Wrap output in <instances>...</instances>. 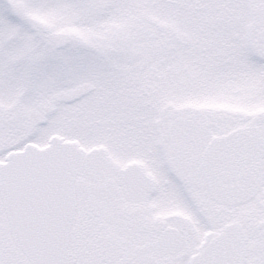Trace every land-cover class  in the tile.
<instances>
[{
	"label": "snow or ice",
	"instance_id": "snow-or-ice-1",
	"mask_svg": "<svg viewBox=\"0 0 264 264\" xmlns=\"http://www.w3.org/2000/svg\"><path fill=\"white\" fill-rule=\"evenodd\" d=\"M0 264H264V0H0Z\"/></svg>",
	"mask_w": 264,
	"mask_h": 264
}]
</instances>
